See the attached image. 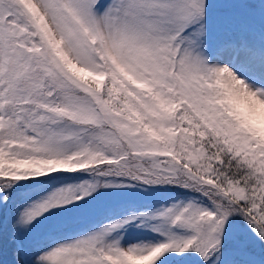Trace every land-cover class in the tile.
Instances as JSON below:
<instances>
[{
    "label": "snow or ice",
    "instance_id": "6c2138e0",
    "mask_svg": "<svg viewBox=\"0 0 264 264\" xmlns=\"http://www.w3.org/2000/svg\"><path fill=\"white\" fill-rule=\"evenodd\" d=\"M0 264H264V0H0Z\"/></svg>",
    "mask_w": 264,
    "mask_h": 264
}]
</instances>
